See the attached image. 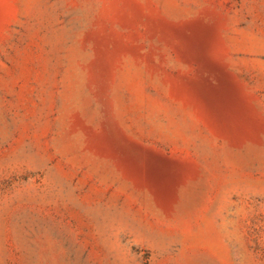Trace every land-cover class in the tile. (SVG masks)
Listing matches in <instances>:
<instances>
[{
	"label": "rangeland",
	"instance_id": "obj_1",
	"mask_svg": "<svg viewBox=\"0 0 264 264\" xmlns=\"http://www.w3.org/2000/svg\"><path fill=\"white\" fill-rule=\"evenodd\" d=\"M0 264H264V0H0Z\"/></svg>",
	"mask_w": 264,
	"mask_h": 264
}]
</instances>
